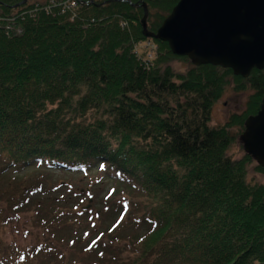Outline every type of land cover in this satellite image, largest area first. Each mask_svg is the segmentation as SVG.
<instances>
[{
  "label": "trees",
  "instance_id": "obj_1",
  "mask_svg": "<svg viewBox=\"0 0 264 264\" xmlns=\"http://www.w3.org/2000/svg\"><path fill=\"white\" fill-rule=\"evenodd\" d=\"M21 1L0 0V183L37 164L99 166L135 190L141 198L119 199L106 232L86 242L87 254L98 249L94 262L80 264H264V184L248 179L252 164L264 167L228 155V127L250 112L210 125L231 71L177 73L169 61L187 58L155 39L154 59L139 57V5ZM129 1L146 4L155 32L178 0ZM252 79L264 92V74ZM31 182L0 186V264H71L64 248L81 244L73 235L82 216L70 218L62 198ZM24 215L38 239L21 249L2 234Z\"/></svg>",
  "mask_w": 264,
  "mask_h": 264
},
{
  "label": "water",
  "instance_id": "obj_2",
  "mask_svg": "<svg viewBox=\"0 0 264 264\" xmlns=\"http://www.w3.org/2000/svg\"><path fill=\"white\" fill-rule=\"evenodd\" d=\"M115 1L141 6L143 37L165 42L194 66L229 68L242 77L264 68V0H178L155 32L147 29L144 2ZM240 140L244 152L264 167V98L260 111L244 121Z\"/></svg>",
  "mask_w": 264,
  "mask_h": 264
},
{
  "label": "rangeland",
  "instance_id": "obj_3",
  "mask_svg": "<svg viewBox=\"0 0 264 264\" xmlns=\"http://www.w3.org/2000/svg\"><path fill=\"white\" fill-rule=\"evenodd\" d=\"M136 50L137 55L142 57V59L146 60L147 57L152 56L154 59L157 46L153 40L150 38H145V40L140 41L137 44ZM169 64L171 68H173L177 73H184L191 67V63L188 59L183 60L175 58L170 60ZM237 82L239 81L229 79V83L226 84V89L223 92L224 94H222L223 96H227L226 101L229 102L228 107L223 106L222 102L225 100V98H221L212 110V118H210L211 126L216 127L224 125L226 123V114L234 111L231 109L230 111L227 110L229 106L235 108V98H238V96L236 94H232V92H234V90L236 92L239 90L233 89L232 86L236 87ZM240 94L243 95L242 93ZM240 94L239 96H241ZM242 114L243 113L240 115ZM92 117V115H87L85 120L92 121ZM228 129L229 133L234 136V142L228 150V155L233 159H238L244 154L241 145L236 142V138L238 137L242 127L240 128L237 125H230ZM254 164H252L251 168H249L248 179L250 181H257L264 184V173L254 170ZM97 168H99V166L83 169L80 172H69L37 164L23 169L22 171H17L14 169L9 170L3 177H1L0 186L3 184L4 187L9 186L10 184L14 183V181L15 183L18 181H32L31 183L33 185L38 187L41 186L42 190H47L50 194H52L53 197H57L60 200L62 198V209L66 213H69L68 216L70 218L72 215L82 216V220L76 229L78 233L73 235V238H76V240L81 242V244L68 249L62 247L64 248V252H67L66 259H68V262L71 264L93 263L95 260L94 254L98 249L94 251V249L90 248L92 251L91 253L87 254L89 249H87L88 247L84 246L88 239H94L98 241L103 233L106 232L107 227H109L111 222H113L112 220L117 214L113 209L116 207V202L119 201V199L126 200L128 202L129 198H141L138 196L135 190H132L130 185L121 182V180L117 181L115 178L111 179L109 172L100 173ZM126 201H124V203H126ZM102 212H104V214ZM27 220L28 216L24 215L21 217V222L18 224L17 230H12L8 227L4 229L2 236L7 243L11 244L12 246L15 245L21 249H25V247L32 245V243L38 239L36 229H32L26 225ZM144 229V226L140 228L129 227L120 235L139 236L144 232ZM114 232L117 233L118 231ZM90 243L97 245L96 241H90ZM30 263L31 261L27 260L26 264Z\"/></svg>",
  "mask_w": 264,
  "mask_h": 264
},
{
  "label": "flooded vegetation",
  "instance_id": "obj_4",
  "mask_svg": "<svg viewBox=\"0 0 264 264\" xmlns=\"http://www.w3.org/2000/svg\"><path fill=\"white\" fill-rule=\"evenodd\" d=\"M207 65H209V64H207ZM191 66L192 67H197V66H194L192 63H191ZM211 66H213V65H211ZM214 67H216L217 70H220V69H228V70H230L231 73H232V76L235 77L237 79V81H239V86H236V87L232 86L233 89H238L239 90L237 92L235 90H234V92H232V94H236L239 99L235 98V108H232L231 106H229L227 111H230V109L234 110V111H231V113H227L226 114V122H228V120L232 116H238L241 113L250 112L249 114H247V116L245 117L244 121L249 116L256 115L260 111V109L262 107V101H263V98H264V92H259L258 86H262V85L257 80L254 81L252 78L255 77V76L259 77L260 75H263L264 74V68H262V69L252 68L250 70L249 74L246 77H242L240 75H234L232 70L229 69V68H222L220 66H214ZM233 77H229L228 81H229V79H233ZM251 81H254V82H251ZM240 93H242L243 95H241ZM223 94H221L213 102L212 107H211V111H210V118H212L211 113H212L213 108L220 101L221 98H223V97L225 98V100L222 102L223 106L228 107L229 102L226 101L227 96L226 95L223 96ZM239 94L241 96H239ZM240 100H241V102H240ZM240 107H241V109H240ZM244 121L242 123V129H241L238 137L236 138V142L238 144H240L241 147H243V146H242V142L240 140V136H241V134L244 131ZM243 153L246 154L244 151H243ZM249 157H251V156L249 155ZM251 159L254 161V159L252 157H251Z\"/></svg>",
  "mask_w": 264,
  "mask_h": 264
},
{
  "label": "built area",
  "instance_id": "obj_5",
  "mask_svg": "<svg viewBox=\"0 0 264 264\" xmlns=\"http://www.w3.org/2000/svg\"><path fill=\"white\" fill-rule=\"evenodd\" d=\"M67 1H68V5L66 7H70V6H75L76 5L75 0H67Z\"/></svg>",
  "mask_w": 264,
  "mask_h": 264
}]
</instances>
